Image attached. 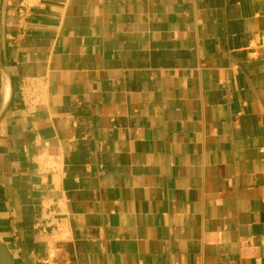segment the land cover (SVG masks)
I'll list each match as a JSON object with an SVG mask.
<instances>
[{
	"label": "crops",
	"instance_id": "crops-1",
	"mask_svg": "<svg viewBox=\"0 0 264 264\" xmlns=\"http://www.w3.org/2000/svg\"><path fill=\"white\" fill-rule=\"evenodd\" d=\"M0 238L264 264V0H0Z\"/></svg>",
	"mask_w": 264,
	"mask_h": 264
},
{
	"label": "water",
	"instance_id": "water-1",
	"mask_svg": "<svg viewBox=\"0 0 264 264\" xmlns=\"http://www.w3.org/2000/svg\"><path fill=\"white\" fill-rule=\"evenodd\" d=\"M0 264H14L9 249L3 243L1 238H0Z\"/></svg>",
	"mask_w": 264,
	"mask_h": 264
}]
</instances>
